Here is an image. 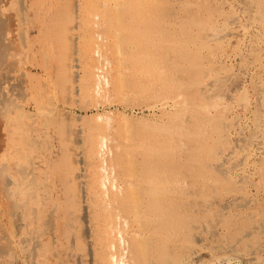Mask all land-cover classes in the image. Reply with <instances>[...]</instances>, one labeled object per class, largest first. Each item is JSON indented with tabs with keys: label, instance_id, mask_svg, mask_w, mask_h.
I'll list each match as a JSON object with an SVG mask.
<instances>
[{
	"label": "bare ground",
	"instance_id": "obj_1",
	"mask_svg": "<svg viewBox=\"0 0 264 264\" xmlns=\"http://www.w3.org/2000/svg\"><path fill=\"white\" fill-rule=\"evenodd\" d=\"M215 1L217 2V0ZM0 2L2 1L0 0ZM45 2L48 7L45 11L43 10L44 18L52 13L55 20L56 17L59 19L63 16L71 23L65 25V31L63 32L67 34L70 32L71 35L72 56L69 57V65L72 75L76 71V74L73 75L74 78L77 79L79 75L77 69L81 67L85 56L97 57L96 60L100 64L97 66L98 71L103 69V65L113 68L115 57L120 56L124 61V57L127 56L134 65L148 69L153 68L156 72L153 80L159 81L170 78L169 81L173 82V90L184 89L189 81L195 77L190 69L186 70L183 78L179 76L180 79L176 78L177 75L174 76L173 72H177L176 69L179 65L185 63L191 65L193 62L192 54L187 50V44L190 42L179 38L180 35L185 36L183 34H186L185 30H187L182 28V23H196L199 18V11L196 14L181 9L176 10L173 15L168 16L169 19L157 22L159 9L152 0H64V3L63 0H46ZM228 2L227 0L220 1L221 4H229V8L225 11H219L217 6L209 9L211 13L208 15L211 22L202 34V39L204 42L213 43L222 41L221 46L224 44L225 48L216 53L212 51L203 54L200 67L202 72H205L204 74L207 73V81L205 80L206 82L202 85L199 84L201 87L198 90H186L177 96V98H183L182 103H186L191 107L192 114L188 116V119L184 118L183 121H179L174 131V139L173 136L169 140H167L168 137L149 136L148 143L128 154H122L110 147L104 137L102 139L88 137L84 140L81 139V136L78 137L77 140L81 145L78 147L77 154L80 155L82 163H94L102 166V173L92 176L90 180L88 179L86 187H82L81 195L83 202L86 203L83 208L84 220L87 222L85 226L89 228V224H91L95 227L92 230L87 228L88 230L86 229L84 233L86 242L89 245L88 264H196L200 262L206 252L198 247L185 252L183 246H178V242L183 239L186 231L194 225L191 222L193 217L192 204H186L182 199L183 194L188 193L185 186L186 180L190 181L189 188L192 191H194L192 187H196V190L200 193L206 194L208 192V194L229 196L227 200L221 203L222 209L225 210L230 205L238 204L242 200L241 193L244 192L243 188L246 183L252 182L253 184L254 179L258 178L261 185L264 186V0H228ZM233 2L240 4L237 7L239 13H235ZM39 4L36 0H33L31 9L37 12ZM44 4L41 2V5ZM187 4L192 3L188 2ZM207 4L205 3V5ZM7 9L5 4L0 3V264H66L68 263L66 262L68 260L66 259L68 250L66 251L64 248L68 243L63 247V241L64 239H70L71 243L74 242L71 240L73 235L69 231L71 222L66 221L69 210L67 211L66 208L60 206V202L52 194V189L45 187L42 190V188H39L38 184L43 185V183H39L38 179L34 177L35 175H32L33 164L35 165L36 161L45 164L47 161L46 153H50L51 149L48 152L46 147H41V143L38 145L37 139L35 140L31 136V132L34 131L32 124L25 125L24 122V118L32 117L29 111L42 101L41 93L44 90L41 86L32 85L28 80V76L36 68L45 70V66L35 63L30 57L34 44L38 43L37 38L31 41V44L26 43V45L19 38L20 43L23 44L20 45L23 48L26 46V52L17 50L22 53L25 60H22L20 56L24 64L18 66H22V69L17 67L18 70L13 72L14 64L12 65L11 60L15 59L13 54L16 52L13 51L12 45L14 43L12 34L8 30L9 26L8 29L6 28L9 22H4L1 18L5 16ZM22 13H20V17ZM36 21L38 20L36 19ZM36 21L34 20V22ZM243 21L248 23L247 25H252L254 29L256 28L261 33L254 35L257 36L254 39L249 38L250 36L248 37L247 34L252 27H246ZM42 27L44 28V26ZM35 28L36 26L33 24L31 30L40 32L39 29ZM45 28L47 30V26ZM249 29L250 31H248ZM21 31V34H24L25 31ZM89 36L91 37L90 43H92L90 48H87L84 39ZM13 38L15 39V37ZM241 43L243 46L239 50L238 46ZM49 46H51L50 43ZM175 47L178 48V51L173 50ZM173 52L181 54L180 59L174 57ZM239 62L241 64H243L242 62L245 63L243 76H247V78L236 81L237 83L234 86L223 89L222 93L228 100L237 99V94L240 93V101L235 102L236 106L220 103L219 96L211 93L215 90V85L221 80L219 74L220 72H226L225 70L230 64ZM57 68L59 75L63 70H67L63 61L58 62ZM204 74L203 78L205 77ZM97 75L102 77V74ZM228 75L231 80L234 74L229 73ZM18 93L22 95L21 99L17 97ZM247 93H249V96H247ZM54 94L56 95V93ZM13 95L20 101L26 95H29V97L26 96L27 98L25 97L21 101L24 104L16 107L14 105L10 106L12 104L11 96ZM47 97L52 101L51 96ZM49 104L53 105L52 102ZM53 107L51 109L47 107V109L52 111ZM234 107L241 108L245 113L249 112L251 118L247 121L249 120L251 124L248 126L243 124L238 127L240 121L234 119L232 124H224L223 130L220 129L221 132L216 130L213 133L211 126L216 122H222L224 116L232 109L238 111ZM11 108L13 110L17 109V112ZM47 113L45 117H48ZM48 115L50 114L48 113ZM233 115L235 114L233 113ZM105 117L107 118V116ZM228 127L229 129L234 127L232 133L237 134L235 142L230 143L227 140L226 129ZM43 133L46 132L43 131ZM246 149L257 154L258 162L249 163L248 155L250 154ZM243 150H246V153H243L244 155L241 156L240 160H236L235 154ZM28 153L32 155H28ZM238 157L240 156L238 155ZM53 162H55V159ZM25 164L30 169H27ZM126 165L128 170L125 169ZM61 166L59 165V169L63 168L64 165ZM249 166L251 167L245 170V167ZM116 169L117 177H109L110 170L113 173V170ZM72 171L73 169L70 170V174ZM81 172H78L77 176L84 175L85 177L86 175L84 173L80 174ZM57 173L55 174L57 175ZM61 175H64V173L62 172ZM46 178L48 179V177ZM238 182H241V184H238ZM44 183L46 182L44 181ZM84 183L86 182L84 181ZM242 183L245 184L242 185ZM69 184V188L75 197V184H71V181ZM46 185L48 184L46 183ZM243 207H245V204ZM75 209V212H77L78 209ZM73 211L71 210V212ZM208 214L210 215L209 212ZM212 215L214 216V214ZM213 216L212 218H214ZM213 221L216 222V218ZM79 222L81 223V221H78L77 225L80 224ZM76 227L78 228V226ZM262 227L264 226L262 225ZM210 228L208 227L209 230ZM243 230L245 229L243 228ZM82 231L81 233H83ZM198 239L200 238L198 237ZM223 239L225 237L222 235ZM215 240L218 241V239ZM225 242L227 243V241ZM70 246H67L68 249H70ZM232 246L235 247V245ZM75 247L78 246L75 245ZM219 250L221 252L220 248ZM237 254L235 253V255ZM208 255L210 256V253ZM227 259H229L228 256ZM219 260L218 262H220ZM68 261L71 263V260ZM227 261L229 262V260ZM211 264H214V262H211Z\"/></svg>",
	"mask_w": 264,
	"mask_h": 264
},
{
	"label": "rangeland",
	"instance_id": "obj_2",
	"mask_svg": "<svg viewBox=\"0 0 264 264\" xmlns=\"http://www.w3.org/2000/svg\"><path fill=\"white\" fill-rule=\"evenodd\" d=\"M1 1L2 2H0V3L5 4L8 8L5 16L1 17V18H2V20H4V22L5 21L9 22L6 26V28L8 29V26H9L8 30H10V32L12 34V41L15 44V45L14 44L12 45L14 48L13 51L18 53L19 51L17 49H19L20 52H22V51L26 52V46H24V48H23V46H21L20 44H22V43L25 45H26V43L31 44V41H33L35 38H37L39 44L38 43L34 44L35 46L33 47L34 49L32 51H34L35 53L31 51L30 57L35 63L40 64L41 66H43V65L45 66V70H42L40 68H36V69L32 70V72L28 76V78H29L28 80L30 81V83H32V85L37 86V87L41 86V88L44 89V90H42V93H41L43 102L41 101L36 107H32L33 110L30 109L29 113L32 117H29V118L26 117V119L24 118V122H25V125L26 124H32L34 131L31 132V136L34 137L35 140L37 139V141H36L37 144L40 145V143H41V147L42 146L46 147L48 152H49V149H51V150H50V153L45 152L47 155V158H46L47 161L45 164L39 163V161H36L35 165L33 164L34 169H32L33 170L32 175L33 174L35 175V176L34 175L33 176L36 179H38L39 183H43V185L38 184L39 188H42V190L45 189V187L52 189V191H53L52 194L60 202V206L66 208L67 211L69 210L68 212H69L70 217H69V215L68 216L66 215L68 217V219L66 221L68 223H69V221L71 222L70 226H69V228L71 227V229H69V231L71 232V235L74 236V238H73V236H71V240H72V242L74 241L75 243L74 242L71 243L70 239L69 240L64 239V241H63V244H64L63 247L67 243H68L67 246L71 245L70 249H68L67 246H65V248H64L66 251L70 250L69 252H71V253H69L67 251L68 256H66V259L71 260V263L68 260L66 262H68L70 264H88L89 245L86 242V238H85V234H84L88 227L85 226V225H87V222H85V220H84V209H83L84 206H86V203L83 202V198H82L81 194H82V187L83 188H84V186L86 187V184L88 183L87 181H89L92 176L97 175L98 173H102V166L100 164H94V163H89V164L82 163V161L80 160V155L77 154L78 147L81 145L79 140H77L78 137L81 136V139L83 138L82 140H84V138H88V137H90V138L95 137L98 139H102L104 137L106 142L108 143V145H110V147H112L115 151L120 152L122 154H128V153L132 152L133 150L142 147V145H144L145 143H148L149 136L157 135L159 137H168L167 140H169L173 136V139H174V134H175L174 131H175V128H176L177 124L179 123V121H183L184 118L188 119L189 118L188 116H190L192 114L191 107L186 105V103H182L183 98L182 97L177 98V96L180 93L185 92L186 90H198V88H200L201 85L207 81V78H208L206 76L207 73L204 74L205 72H202V68L200 67V62H202L201 56L203 54H206V53H209L212 51H214L216 53V52L220 51L221 49L225 48L224 44H222V46H221L222 41L219 43H216V42L213 43V42H206V41L204 42L202 39V34H204L206 27L208 28L209 27L208 25H210L209 22H211V20L209 19V15H208L209 13H211V12H209V9L213 6H217L219 11H221V10L225 11L229 8V4H221L220 3L221 0H217V2L215 0H209L210 2L205 1V0H203V1L200 0L201 2L198 0H152L154 2V4L159 9L158 14H157L159 19L157 22H162V21L169 19L168 16L173 15L176 12V10L178 11L180 9L185 10V11L194 12L196 14L199 13V15H198L199 18L198 19L196 18L197 22L199 21L198 23L197 22L192 23V24H191V22L182 23V28L187 29V30H185L186 34H183L185 36L180 35V38H179V39H183V40L190 42L187 44V50L191 52L192 57H193V62L191 63V65L188 63H185L181 66L179 65L178 68L176 69L177 72H173L174 76L177 75L176 78H179V76H181L180 78H183L186 70L190 69L194 73L195 77L189 81V83L187 84V86L184 89H182V90L174 89L173 90V82L169 81L170 78L166 79V80H159V81L153 80V76L156 73L153 68L148 69V68H145L143 66L134 65L127 58V56H126V58L124 57V61L122 60V57H120V56L115 57L116 58L115 63H114L115 66L113 68L107 67L106 65H103V69H100L99 71L97 69V66L99 64V61L96 60L97 57L96 56L95 57L85 56V57H83L84 61H83V63H81V67H79L77 69L79 75H78L77 79L74 78L73 75L76 74L75 73L76 71L72 75L71 68L69 65V62H70L69 57L72 56V49H71L72 43H71V38H70L71 35H70V32H69V34H67L66 32H63V31H65L64 30L65 25L71 24V23H69L68 19L64 18L63 16L61 18L59 17V19H58V17H56V15H55V17H56V20H55V18H53L52 13H50L46 18H44L43 17V13H44L43 10L45 11V9L48 7L47 6L48 4L45 2L46 0L45 1L44 0H36L38 2V4L40 1L39 8L37 10V12L40 11L39 14H37V12L35 10L31 9V5H32L33 0H30V1L29 0H26V1H24V0H17V1L1 0ZM18 1H20V3H18ZM22 2H23V4H22ZM41 2H43L45 4L41 5ZM188 2L192 3V4L188 5L187 4ZM63 3H64V0H63ZM205 3L206 4L208 3V4L205 5ZM227 3H229L228 0H227ZM232 5L235 6V8H234L235 13H239L237 10L239 8H237V7H239L240 4H238V2L237 3L233 2ZM61 6H62V2H61ZM203 6H205L206 8H204ZM26 7H28V8H26ZM25 8H26V10H25ZM198 8H200V9H198ZM164 9H165V11H164ZM206 9H208V10H206ZM173 10H175V11H173ZM23 11H25V12H23ZM161 11H162V13H161ZM170 11H172L173 13ZM200 11H201V13H200ZM20 13H22L21 17H20ZM191 14H193V13H191ZM22 15H23V17H22ZM6 16H7L8 20H7ZM35 16H39V17H35ZM36 19L38 21H36ZM25 20H27V21H25ZM34 20L36 22H34ZM33 24H35V26H36L35 29H37V30L39 29L40 32H36L34 30H31V27ZM243 24L246 25V27L250 26V25H247L248 23H245L244 21H243ZM42 26H44V28ZM45 26H47V30H46ZM250 27H252V25ZM40 28L41 29L43 28V29L41 30ZM14 29H16V30H14ZM92 29H94V28H92ZM250 29L248 31H250ZM21 30L25 31V32H23L24 34H21V32H22ZM256 30H257L256 28L254 29L252 27L251 31L247 34V36L248 37L250 36L249 38L252 37L254 39L255 37H257L254 35L261 33V32H259V30H257V31ZM19 35H21V36L23 35V36L21 37ZM13 37H15V39ZM19 38L21 41H24V42L20 43L21 41L19 40ZM84 40L87 43V48H90L91 43H92V42L90 43L91 37L90 36L85 37ZM44 42H45V44H43ZM49 43L51 46H49ZM193 43H195V44H193ZM241 44H239V46H238L239 50L243 46V44L242 45ZM36 49H38L39 51ZM192 49H194V50H192ZM173 50L178 51V48L175 47ZM20 52L18 54H16V53L13 54V56L15 55L14 60L15 61L17 60V62H15L14 60H11V62H13L12 65L14 64L13 65V72H14V70L16 72V70L22 69V66L21 67H19V66L24 64L23 61H21V57H22V60H25V57ZM44 52H46V53H44ZM38 54H40V55H38ZM173 55L177 59L178 58L180 59L179 56L181 54H179V53L177 54L176 52H173ZM45 57H47V58H45ZM19 60H20V63H19ZM62 61L65 62V66L67 67V70H65V71L63 70L61 75H59L58 74L59 70L57 68V64H58V62L60 63ZM122 61H123V63H122ZM249 61H250V59H249ZM242 63L243 64H241L240 62L235 63V64H230L231 67H229L230 66L229 65L227 70H225L226 72H220V74H219L220 78L219 79H221V80L215 85V90L213 92H211L212 94L219 96V99L221 101L220 103L228 104V105L232 104V105L236 106L235 102L240 101V98H239L241 95L240 93L237 94V99L228 100L227 97H225L223 95L222 91H223V89L225 90V88H229V86L230 87L234 86L237 83L236 81L242 80L243 78H245V79L247 78V76H243V74H244L243 67H244L245 63L244 62H242ZM15 65H16V68L14 69ZM238 65H239V67L241 66L242 68L240 67L241 68L240 69L238 67ZM17 67H18V69H17ZM74 69H76V68H74ZM176 70H173V71H176ZM229 73L232 75L234 74L232 76V78L234 80L232 78H231V80H230V78H228V76H230V75H228ZM16 74H19V73H16ZM97 74H102L101 75L102 77H99ZM203 74L205 76L204 78H203ZM221 76H222V78H221ZM171 77L173 78V76H171ZM229 80H230L231 84H230ZM221 81L222 82L225 81V82L222 83ZM227 82H229V83H227ZM233 82H235V83H233ZM199 84H201V85H199ZM52 85L54 88L52 87ZM53 90H55L56 92H54ZM75 90H77V91H75ZM54 93H56V95ZM15 95H17V94H15ZM46 95L51 96L52 101H50L49 100L50 98H48ZM26 96L29 97V95H26ZM26 96H24V99ZM247 96H249V93H247ZM17 97L18 98L20 97L19 99H21L22 95L20 93H18ZM17 97L14 95L11 96L12 101L11 100L10 101L12 102V104L9 101V103L11 104L10 106L14 105V106L18 107L19 105L24 104V102H21L24 99L22 98V100L20 101V100H18ZM75 98L76 99L78 98L79 100H76ZM172 100H174V101H172ZM223 100H224V102H223ZM47 101H50L49 103L52 102L54 107H53V105L51 106V104H49ZM158 103H160V104H158ZM160 106H162V107H160ZM16 107H14V108H16ZM47 107H49L50 109H51V107H53V110L52 111L50 109L48 110ZM234 109L238 110V111H234L232 109V111L229 112L227 115H225L224 118L222 119L223 123L220 121L221 124H220V122H216L213 124V126H211V130L213 131V133L216 132V130L219 132L220 129L222 131L224 128V124H227V123L232 124L234 119H238L240 121V125L238 127H241L243 124L245 126H248L251 124V122H249V120L247 121V119L251 118V115H249L250 114L249 112L245 113L243 110H241V108L237 109L234 107ZM44 110H45V113H44ZM13 111L17 112V109H15ZM40 112H42V113H40ZM46 112H48L50 114V115H48V113H47L48 117H45ZM55 112H57V113H55ZM59 112H60V114H59ZM157 113H158V115H157ZM233 113L235 115H233ZM105 116H107V118ZM54 118H55V120H54ZM78 118H80V119H78ZM43 123H44V126H43ZM246 123H247V125H246ZM66 124H67V126H66ZM106 124L107 125L110 124L111 126L108 125V129H107ZM222 125H223V127L220 128V126H222ZM42 130L46 133L44 134ZM233 130H234V127L230 128V129L228 127L226 129V136H228L227 140L230 143L235 142V139L237 138V134L232 133ZM49 134H50V136H49ZM145 136H147V137H145ZM47 138H48V140H47ZM125 139H126V141H125ZM71 145H72V147H71ZM81 147H83V146H81ZM246 150L237 152V154H235V156H234V157H236V160H240L241 156H243L246 153ZM247 151H249V154H250V155H248L249 163L258 162V157H256L257 154L251 153L250 150H247ZM28 155H32V154L28 153ZM238 155L240 157H238ZM250 156H251V158H250ZM56 158H59V159H56ZM52 159L53 160L55 159V162H53ZM59 160H60V163H59ZM56 163H58V164H56ZM55 164H56V166H55ZM59 165H62V166L64 165V166H63V168L59 169L60 168ZM26 166H27V169L28 168L30 169V167H28V165H26ZM26 166H24V167H26ZM56 167H57V169H56ZM250 167L251 166L245 167V170L249 169ZM40 168H41V170H40ZM46 169H48V170H46ZM49 169H51V170H49ZM72 169H73V171L70 174V170H72ZM125 169L128 170L127 165H126ZM48 171H49V173H48ZM52 171H54V172H52ZM116 171H117V169L113 170V173H111V170H110L109 177H111V178L115 177L116 178L117 177ZM62 172L64 173V175H61ZM78 172H81L80 174L84 173L86 176L84 177V175H83V176L79 177V176H77V174H79ZM55 173H57V175H60V176H57ZM47 175H49V176H47ZM65 176H67V177H65ZM46 177H48V179ZM59 177H61V179H59ZM63 177H64L65 181H63L64 180ZM70 177H71V179H70ZM41 178L43 179V182H42ZM69 180L71 181V184H75V189H76L75 190V197L73 196V193L69 188V185H70ZM44 181L48 185H46V183H44ZM50 181H51V183L49 184ZM84 181L86 183H84ZM60 182L63 184H61ZM77 183H79V184H77ZM256 183H257V185H256ZM52 184H54V185H52ZM238 184H241V182H238ZM243 184H245V183H242V185ZM251 184H252V182L245 184L246 186L243 188L244 192L241 193L242 200L239 202L240 204L238 203V204H235L232 206L230 205L225 210V209H222L221 203L224 202V200H227V197H229V196H226V195L222 196V194L216 195V194H214V193L212 194L210 192H209L210 194H208V192L206 194L200 193L196 190V187L195 188L192 187L194 190V191H192V189L189 188L190 181L186 180L185 186L187 188L186 190L188 193H184L182 196V199L184 200V202L186 204H192L191 210L193 211V217L191 219V222H192V225L193 224L194 225L189 230L186 231V234L183 237V239H181L178 242V246H183V248H185V252L190 250L191 248H197V247L199 249L201 248V250L203 252H206L207 254L204 253L205 258L203 257L200 260V262H197L196 264H211V262L212 263L214 262V264H222V263L223 264H235L237 262H238L237 264H264V229H263L264 227H262V225L264 226V224H263L264 223V221H263L264 220V188H263L264 186L261 185L258 178L254 179L252 186H251ZM55 186L58 188H56ZM63 187H64V189H63ZM68 191H70V192H68ZM70 194H72V195L70 196ZM208 198H209V200H208ZM203 202H205V203H203ZM246 202H248V204H246ZM244 204H245V207H243ZM74 207L78 209L77 212H75L76 209ZM259 207H261V208H259ZM196 208L199 211L195 210ZM71 210H74V211L71 212ZM224 211L225 212L227 211V212L225 213ZM194 212H196V213H194ZM208 212L210 213V215L208 214ZM82 214H83V216H82ZM212 214H214V216ZM252 215L254 216V218ZM210 216H211V218H210ZM212 216L214 218H212ZM223 216H225V217H223ZM259 216H261L263 219ZM87 218H88V216H87ZM202 218H203V221H202ZM215 218L217 220L216 222L213 221V220H215ZM78 221H81V223L79 222L80 223L79 225H77ZM209 223H211V224H209ZM248 223H250V224H248ZM216 224H218V225L215 226ZM90 225L91 224H89V228H90V229L88 228L89 230H92L93 228H95L94 226H92V225L90 226ZM75 226H78L79 229L77 227H76L77 228L76 229ZM81 227L82 228L85 227V228L82 229ZM208 227L209 228L211 227L210 230L208 229ZM203 228H205V229H203ZM243 228L245 230H243ZM208 230H209V232H208ZM239 230H241V231H239ZM81 231L83 233H81ZM216 231L217 232L220 231V232L217 233ZM212 232H214V233H212ZM215 234H216V236H215ZM190 235H192V236H190ZM222 235L225 237V239H223V240H222ZM193 236H194V238H193ZM196 237H197V239H195ZM198 237L200 239H198ZM215 239H218V241ZM68 241H70V242H68ZM78 241H79V244H81L80 246L78 244ZM214 241H216L215 245H214ZM225 241H227V243ZM255 241H256V243H255ZM200 242H202V243H200ZM219 242H222V243H219ZM223 242H225V243H223ZM246 242L248 243V245H246L247 244ZM72 244H73V246H72ZM86 244L88 245V247ZM230 244L235 245V247L230 245ZM254 244L256 247L254 246ZM75 245L78 247H75ZM212 246H215V247H212ZM66 247H67V249H66ZM205 247H207V248H205ZM214 248H216V249H214ZM219 248L221 249V252H220ZM252 248H254V249H252ZM246 250H248V251H246ZM79 251H81V252H79ZM75 253H77L76 255L78 257L76 255H74ZM209 253H210V256L208 255ZM215 253H216V255H215ZM235 253L236 254L238 253V254L235 255ZM70 254H71V257H70ZM231 254H232V256H231ZM241 254H243V255H241ZM227 256L229 259H227ZM237 256H238V260H237ZM240 257H242V258H240ZM76 258H77V260H76ZM82 258H83V260H82ZM223 258L224 259L226 258V260H224ZM205 260H206V262H205ZM218 260L220 262H218ZM227 260H229V262ZM256 260H258V261H256ZM231 261H233V262H231ZM251 261H252V263H251ZM72 262H74V263H72ZM68 263H66V264H68Z\"/></svg>",
	"mask_w": 264,
	"mask_h": 264
}]
</instances>
